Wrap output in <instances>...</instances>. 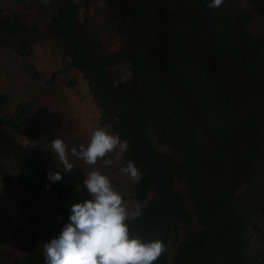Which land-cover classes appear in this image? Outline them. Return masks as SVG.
Masks as SVG:
<instances>
[{"label": "trees", "instance_id": "1", "mask_svg": "<svg viewBox=\"0 0 264 264\" xmlns=\"http://www.w3.org/2000/svg\"><path fill=\"white\" fill-rule=\"evenodd\" d=\"M211 2L0 0V190L13 196L0 195V264H47L38 236L56 238L90 198L88 172H63L50 113L23 84L42 81L47 43L64 66L52 74L71 88L81 75L105 130L129 143L109 158L142 173L128 226L166 245L154 264H264V33L251 29L264 0ZM18 192L51 194L59 222L40 224Z\"/></svg>", "mask_w": 264, "mask_h": 264}, {"label": "clouds", "instance_id": "2", "mask_svg": "<svg viewBox=\"0 0 264 264\" xmlns=\"http://www.w3.org/2000/svg\"><path fill=\"white\" fill-rule=\"evenodd\" d=\"M222 3L223 0H212L208 7L217 8ZM51 148L64 173L74 168L73 159L82 161L91 170L83 181L90 198L73 204L69 222L58 237L43 245L47 264H154L166 251V245L158 239L145 243L131 235L128 221L141 216L139 204L130 207L110 177L95 167L98 161L112 165L113 160L106 157L127 151L128 141L100 127L92 132L87 144L69 149L63 139L56 138ZM120 171L134 183L142 179V173L131 160ZM48 179L55 183L63 177L60 171L49 172Z\"/></svg>", "mask_w": 264, "mask_h": 264}, {"label": "rangeland", "instance_id": "3", "mask_svg": "<svg viewBox=\"0 0 264 264\" xmlns=\"http://www.w3.org/2000/svg\"><path fill=\"white\" fill-rule=\"evenodd\" d=\"M251 29L254 33H264V18L255 16L251 23ZM37 65L42 70V81L35 84L23 82V84L29 88L34 86V94L38 97L39 104L50 113L49 120L52 130L57 132L58 138L63 139L69 149L81 143L87 144L95 129L104 128L101 124V110L91 96L87 82L79 75L78 84L75 88H71L62 82L64 72L59 75L56 74V76L52 74L64 68L62 57L53 43H47L40 49ZM118 157L119 153L117 154ZM73 162L81 164L87 172L91 170L90 166L82 161L73 159ZM95 167L103 174L108 175L114 188L122 193L124 200L128 198L125 202L129 206L130 204L134 206L133 201L129 198L134 192L131 179L121 173L115 161L113 160V164L110 166L104 165L103 161H98ZM0 195L3 196L4 203L2 204L4 205L11 202V199L13 200L11 193L5 190H0ZM16 198L19 201L28 199L32 201L34 211L43 221L40 224L45 221L59 222L53 209V196L51 194L31 198L27 195L24 197L18 192ZM56 225L60 227L58 223ZM38 239L42 244L50 242L48 233L45 234V232L40 234ZM18 241L19 239L15 243Z\"/></svg>", "mask_w": 264, "mask_h": 264}]
</instances>
